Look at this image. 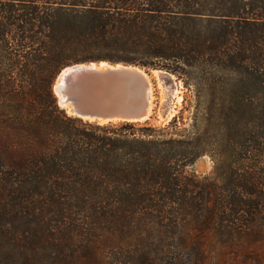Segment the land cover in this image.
Returning <instances> with one entry per match:
<instances>
[{
  "label": "trees",
  "instance_id": "obj_1",
  "mask_svg": "<svg viewBox=\"0 0 264 264\" xmlns=\"http://www.w3.org/2000/svg\"><path fill=\"white\" fill-rule=\"evenodd\" d=\"M101 61L192 83L191 125L67 115ZM0 264H264V0H0Z\"/></svg>",
  "mask_w": 264,
  "mask_h": 264
},
{
  "label": "water",
  "instance_id": "obj_2",
  "mask_svg": "<svg viewBox=\"0 0 264 264\" xmlns=\"http://www.w3.org/2000/svg\"><path fill=\"white\" fill-rule=\"evenodd\" d=\"M101 62L73 64L55 77L52 89L67 115L102 125L143 123L149 119L165 123L169 119L155 109L154 89L169 80L174 92L180 91L177 77L162 69Z\"/></svg>",
  "mask_w": 264,
  "mask_h": 264
},
{
  "label": "rangeland",
  "instance_id": "obj_3",
  "mask_svg": "<svg viewBox=\"0 0 264 264\" xmlns=\"http://www.w3.org/2000/svg\"><path fill=\"white\" fill-rule=\"evenodd\" d=\"M151 68L147 69L150 70ZM156 69V68H155ZM177 77L176 75H174ZM178 78V77H177ZM180 80L181 89L175 100L174 85L171 81H163L161 86L154 89L153 103L155 109L162 115L169 114V119L165 123H155L152 119L147 120L140 125H151L157 128H164L175 122L176 127H189L192 123L195 111V87L192 83L186 85L184 80ZM180 98V101L178 102ZM210 101L209 97L204 99V104ZM207 105V103H206ZM204 129V126L201 127ZM174 130V129H172ZM176 130V129H175ZM191 169L200 177H211L214 169V160L210 155H204L198 158Z\"/></svg>",
  "mask_w": 264,
  "mask_h": 264
},
{
  "label": "bare ground",
  "instance_id": "obj_4",
  "mask_svg": "<svg viewBox=\"0 0 264 264\" xmlns=\"http://www.w3.org/2000/svg\"><path fill=\"white\" fill-rule=\"evenodd\" d=\"M108 63L107 62H101V65H107ZM93 65H95V63H93ZM179 92V91H178ZM178 92L176 93V98L177 97H180V96H178ZM152 92H150V96H149V101L151 102L152 101ZM180 101V98H179V100H178V102ZM168 118H169V114H168Z\"/></svg>",
  "mask_w": 264,
  "mask_h": 264
}]
</instances>
